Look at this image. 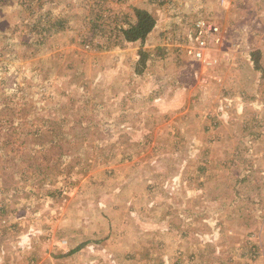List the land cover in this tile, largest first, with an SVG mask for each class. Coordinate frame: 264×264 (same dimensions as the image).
<instances>
[{
    "label": "rangeland",
    "instance_id": "1",
    "mask_svg": "<svg viewBox=\"0 0 264 264\" xmlns=\"http://www.w3.org/2000/svg\"><path fill=\"white\" fill-rule=\"evenodd\" d=\"M0 264H264V0H0Z\"/></svg>",
    "mask_w": 264,
    "mask_h": 264
},
{
    "label": "trees",
    "instance_id": "2",
    "mask_svg": "<svg viewBox=\"0 0 264 264\" xmlns=\"http://www.w3.org/2000/svg\"><path fill=\"white\" fill-rule=\"evenodd\" d=\"M134 18L132 16H126L124 21L117 22L116 26L112 30V37L116 43L114 45L118 46L123 43H140L141 50L139 51V61L136 64V71L138 75H142L143 71L149 60L150 53L144 50L143 47L146 45L147 39L155 31L157 27V20L153 14L146 10L140 8L133 9ZM47 21L46 23H48ZM105 27H100V30L105 31ZM261 52L256 51L252 53V61L255 65V69L262 71L260 66L259 57ZM81 247L77 248L80 250Z\"/></svg>",
    "mask_w": 264,
    "mask_h": 264
},
{
    "label": "built area",
    "instance_id": "3",
    "mask_svg": "<svg viewBox=\"0 0 264 264\" xmlns=\"http://www.w3.org/2000/svg\"><path fill=\"white\" fill-rule=\"evenodd\" d=\"M199 32L197 34V36L195 37V42L196 43H200L201 45H204V43L201 41L202 36L205 34V32H210V33H218V29L215 27H204V25H202V27H199ZM205 29V30H204ZM196 57L200 58L201 54L199 52H197Z\"/></svg>",
    "mask_w": 264,
    "mask_h": 264
}]
</instances>
